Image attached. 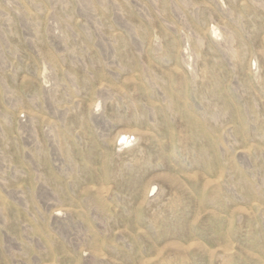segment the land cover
<instances>
[{
	"label": "rangeland",
	"instance_id": "374dc122",
	"mask_svg": "<svg viewBox=\"0 0 264 264\" xmlns=\"http://www.w3.org/2000/svg\"><path fill=\"white\" fill-rule=\"evenodd\" d=\"M0 264H264V0H0Z\"/></svg>",
	"mask_w": 264,
	"mask_h": 264
}]
</instances>
